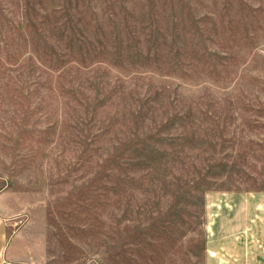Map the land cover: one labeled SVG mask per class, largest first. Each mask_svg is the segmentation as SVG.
<instances>
[{"label":"rangeland","instance_id":"1","mask_svg":"<svg viewBox=\"0 0 264 264\" xmlns=\"http://www.w3.org/2000/svg\"><path fill=\"white\" fill-rule=\"evenodd\" d=\"M258 193L264 0H0L17 264H204L210 204Z\"/></svg>","mask_w":264,"mask_h":264},{"label":"crops","instance_id":"2","mask_svg":"<svg viewBox=\"0 0 264 264\" xmlns=\"http://www.w3.org/2000/svg\"><path fill=\"white\" fill-rule=\"evenodd\" d=\"M218 203L210 204L215 212L209 221L204 264H264V193ZM9 243V222L0 213V264H17Z\"/></svg>","mask_w":264,"mask_h":264}]
</instances>
